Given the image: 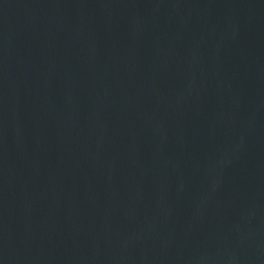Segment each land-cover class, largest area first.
I'll use <instances>...</instances> for the list:
<instances>
[{
    "label": "water",
    "instance_id": "1",
    "mask_svg": "<svg viewBox=\"0 0 264 264\" xmlns=\"http://www.w3.org/2000/svg\"><path fill=\"white\" fill-rule=\"evenodd\" d=\"M0 264H264V0H0Z\"/></svg>",
    "mask_w": 264,
    "mask_h": 264
}]
</instances>
